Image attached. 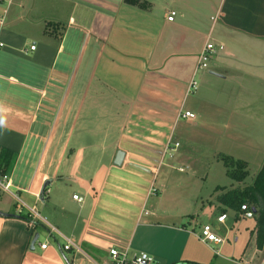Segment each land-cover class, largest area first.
<instances>
[{
  "label": "crops",
  "instance_id": "0c3cea01",
  "mask_svg": "<svg viewBox=\"0 0 264 264\" xmlns=\"http://www.w3.org/2000/svg\"><path fill=\"white\" fill-rule=\"evenodd\" d=\"M138 2L0 1V149L15 154L0 174L9 184L0 190V264H102L131 235L150 241V231L166 233L178 217L163 208L168 173L190 163L176 138L189 143L204 131L238 146L225 155L242 162L246 175L228 189L250 185L260 170L264 140L250 147L238 138L264 139V0ZM133 10L149 14L155 34L141 38L134 22L121 23L127 18L120 14ZM207 40L222 50L195 71ZM198 72L202 98L186 100ZM179 111L193 118L179 119ZM167 141L178 144L173 159L161 155ZM156 167L164 169L158 180ZM216 189L198 213L183 216L181 228L194 222L199 231V216L219 227L214 199L225 188ZM16 199L40 221L23 209L17 214ZM226 214L224 243L202 244L210 258L175 239V253L200 257L181 264H264V242L257 249L248 234L253 218L234 222ZM242 221L248 225H235ZM65 242L72 247L63 252Z\"/></svg>",
  "mask_w": 264,
  "mask_h": 264
},
{
  "label": "rangeland",
  "instance_id": "374dc122",
  "mask_svg": "<svg viewBox=\"0 0 264 264\" xmlns=\"http://www.w3.org/2000/svg\"><path fill=\"white\" fill-rule=\"evenodd\" d=\"M135 12H141V11H135V10H133V12L124 11L122 14H120V18H127V21H121V23L124 26H126V24H128L129 26L130 22H134L133 34H137L138 32V35L141 38H146L148 35L155 34L156 32L153 29H151L148 25L152 19L149 16V14L142 12L140 16H138V14H136ZM129 29H131V26ZM129 29L123 27L122 31L131 32V30ZM125 35L126 33L122 37V39L124 40H125ZM199 75L200 72L196 73V75L194 76L195 82H197V80L199 79ZM187 96L188 97L186 98V100L190 97L191 100L192 99L197 100L202 98V93L199 90V88L196 86V90L193 92V94ZM183 104H182L183 109H186V104L185 106H183ZM181 122L182 120L180 121V123ZM180 123L178 125H180ZM202 134H203L202 136L193 137L194 140H192L189 143L182 137L176 138L180 140V144H181V146L178 148V153L182 150L183 151L188 150L189 152L188 160L190 161V163L188 165L185 163H180L178 164V166L180 167L177 166L175 167L176 171L175 169H173V172L168 173L169 179L164 194L165 198L163 200V208L168 211L174 210L175 213L178 214L177 219L172 220L170 222L174 226H169L170 223H167L166 225L167 229H164L166 233L157 234V231H150L151 235L153 236V238H151L150 241L144 240L143 238H139L138 233L134 235V237L131 235L129 239L125 241L126 242L125 245L117 249L123 250L129 245L127 247L129 253L144 252L145 254L149 255L152 259H154V261L158 264H181L182 261H191L192 258H197V260H199L200 257L197 256H202V255L203 258L211 257V251L209 252V250L204 248L205 246H203L198 241H196L190 233L192 230L195 237V235L198 234L199 232L198 227L193 225L194 222L192 224L185 223V227L181 228L180 224H182V222L180 220L184 219L183 216L185 214L195 215V213H198V209L201 204L200 202L204 203L207 200L212 201V198L214 197V193L217 192L216 186H220V187L224 186L225 188L224 190H226L232 185L231 180L228 179L224 174L225 172L221 162V157H227L225 155L226 152L228 151L230 152V150L239 147L233 146L232 143L228 142V139L213 137L211 135H207L204 131L202 132ZM238 139L245 140L246 142H250L251 143L250 147L254 145V142L260 143L261 141L264 140V139H254V138L253 139L238 138ZM240 152L238 156L241 155ZM174 155L175 154L172 153L169 159H173ZM159 164L162 165L161 160L159 161ZM192 164L193 167H195L194 171H192L189 167ZM184 165H186L187 167ZM156 169H157V175L155 180L156 179L158 180L162 176L164 169H162V167L160 168L156 167ZM156 169L152 171L153 175L156 173ZM178 169H180V171ZM253 179L254 178H251V180ZM151 189L149 190V193ZM152 204L153 203L150 202L148 206H151ZM145 209H147V207H145ZM214 216L212 217L213 221H214ZM195 220H197L198 221L197 223L200 225L205 223L212 224V220H205L200 216L198 219ZM235 225H237V227L238 226L242 227V225H248V223L242 221ZM172 229H177V230H172ZM178 230H181L182 232H187L186 236L182 235L179 238L174 237V234L176 233H173V231L178 232ZM215 231H217V234L221 236L224 234V230L220 226L217 227V230ZM132 237H133L132 246H130L129 243ZM175 239H177L178 241H185V248L193 249L197 251L198 255L194 257L193 255H191V253L188 252L175 253L174 252L175 242H176ZM142 246L145 247V249H143ZM200 253L202 255H200Z\"/></svg>",
  "mask_w": 264,
  "mask_h": 264
},
{
  "label": "built area",
  "instance_id": "2783aa9c",
  "mask_svg": "<svg viewBox=\"0 0 264 264\" xmlns=\"http://www.w3.org/2000/svg\"><path fill=\"white\" fill-rule=\"evenodd\" d=\"M3 1V0H0ZM174 17V11L170 10L167 14L166 21L171 22ZM2 17L0 16V30L2 27ZM215 17L210 18V21H214ZM2 44L0 43V48ZM30 51L33 50V47L29 48ZM222 50L221 46H215L213 45L209 40L205 42V44L202 46L200 52L197 55L194 70L195 71H203L207 69V65L210 59L217 53ZM194 71V72H195ZM193 72V74H194ZM193 76L189 80L187 84V88L185 90L184 96L193 94V92L196 90V82L193 79ZM177 118L179 119H192L193 115L186 111H179L177 113ZM178 144L173 143L170 141H167L163 147L162 150V156L165 159H169L171 157V154L177 149ZM180 171V169H178ZM9 187L8 181L6 180V176L0 175V190L6 191ZM151 195L154 193V190L151 189L150 191ZM149 193V194H150ZM73 201L81 202V199L77 196L73 195L71 197ZM16 203L18 206H16V213H20L21 210H25L27 213V216L30 220H38L40 221L39 216L35 212L33 208H28L24 204L20 203L16 199ZM253 211L252 209H249L248 206L245 204L240 205L238 209V216L242 220H251L253 218ZM227 219L226 213L216 214L214 217V223L218 226H221L224 228V223ZM217 228H213L209 224H203L199 228L198 234H196V239L203 245H214V246H221L224 243V236L217 234ZM226 232V231H225ZM72 247V245L69 242H65V244L61 247V251L65 252L68 251L69 248ZM45 248L44 244L39 245V249L43 250ZM102 264H157L154 259H152L149 255L138 252V253H129L128 249L125 248L123 250L121 249H115L110 248L107 250V257L106 260Z\"/></svg>",
  "mask_w": 264,
  "mask_h": 264
},
{
  "label": "trees",
  "instance_id": "16d2710c",
  "mask_svg": "<svg viewBox=\"0 0 264 264\" xmlns=\"http://www.w3.org/2000/svg\"><path fill=\"white\" fill-rule=\"evenodd\" d=\"M125 2L138 6L143 4L138 0H125ZM14 157L15 154L11 151L0 149V174L8 170L14 161ZM221 162L228 179L236 183L243 180L246 173L242 162L230 159V157H221ZM214 201L218 205L216 213L229 212L233 215L234 222L242 220L238 216L240 205L245 204L253 210L252 228L248 234L253 233L255 247L260 249L264 242V160L250 185L243 188L221 189L220 194L215 197Z\"/></svg>",
  "mask_w": 264,
  "mask_h": 264
},
{
  "label": "water",
  "instance_id": "95a60500",
  "mask_svg": "<svg viewBox=\"0 0 264 264\" xmlns=\"http://www.w3.org/2000/svg\"><path fill=\"white\" fill-rule=\"evenodd\" d=\"M121 158H122V154H121L120 152H117V153L115 154V157H114L113 165H114V166H118V165L120 164V162H121ZM252 211H253V210H252ZM34 240H35V239H33V240L30 242V249L32 248V245H33V243H34Z\"/></svg>",
  "mask_w": 264,
  "mask_h": 264
}]
</instances>
